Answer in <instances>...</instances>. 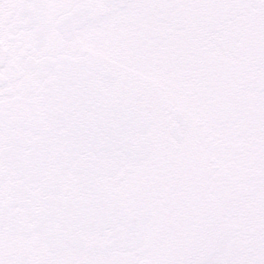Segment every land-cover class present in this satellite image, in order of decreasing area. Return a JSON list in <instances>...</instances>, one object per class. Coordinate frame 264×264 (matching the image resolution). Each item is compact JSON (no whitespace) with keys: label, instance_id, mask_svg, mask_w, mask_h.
Returning <instances> with one entry per match:
<instances>
[{"label":"snow or ice","instance_id":"1","mask_svg":"<svg viewBox=\"0 0 264 264\" xmlns=\"http://www.w3.org/2000/svg\"><path fill=\"white\" fill-rule=\"evenodd\" d=\"M0 264H264V0H0Z\"/></svg>","mask_w":264,"mask_h":264}]
</instances>
